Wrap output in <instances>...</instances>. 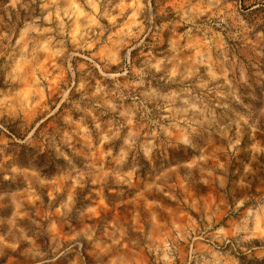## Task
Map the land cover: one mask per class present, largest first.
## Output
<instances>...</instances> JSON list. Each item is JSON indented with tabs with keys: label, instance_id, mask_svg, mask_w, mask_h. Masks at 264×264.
I'll use <instances>...</instances> for the list:
<instances>
[{
	"label": "clouds",
	"instance_id": "9594fccd",
	"mask_svg": "<svg viewBox=\"0 0 264 264\" xmlns=\"http://www.w3.org/2000/svg\"><path fill=\"white\" fill-rule=\"evenodd\" d=\"M0 264H264V0H0Z\"/></svg>",
	"mask_w": 264,
	"mask_h": 264
}]
</instances>
